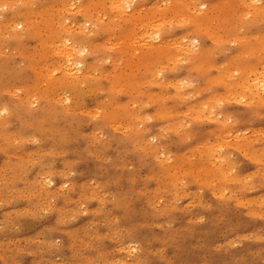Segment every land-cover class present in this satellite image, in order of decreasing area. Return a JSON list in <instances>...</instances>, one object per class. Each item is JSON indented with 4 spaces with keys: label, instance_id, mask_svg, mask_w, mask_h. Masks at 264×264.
I'll use <instances>...</instances> for the list:
<instances>
[{
    "label": "rangeland",
    "instance_id": "1",
    "mask_svg": "<svg viewBox=\"0 0 264 264\" xmlns=\"http://www.w3.org/2000/svg\"><path fill=\"white\" fill-rule=\"evenodd\" d=\"M117 1L0 0V264H264V0Z\"/></svg>",
    "mask_w": 264,
    "mask_h": 264
},
{
    "label": "bare ground",
    "instance_id": "2",
    "mask_svg": "<svg viewBox=\"0 0 264 264\" xmlns=\"http://www.w3.org/2000/svg\"><path fill=\"white\" fill-rule=\"evenodd\" d=\"M10 1H11V0H10ZM109 1H111V0H109ZM113 1H114V0H113ZM122 1H123V0H122ZM194 1H195V0H194ZM252 1H253V0H252ZM255 1H256V0H255ZM71 2H72V1H71ZM71 2H69V3H71ZM76 2H77V1H76ZM150 2H151V1H150ZM162 2H163V1H162ZM166 2H167V1H166ZM175 2H176V1H175ZM164 3H165V2H164ZM194 3H195V2H194ZM242 3H243V2H242ZM245 3H246V2H245ZM250 3H251V2H249V4H250ZM67 4H68V3H67ZM98 4H99V3H98ZM108 4H110V3H108ZM113 4H114V5H113V8H112L113 10H118V11H120L122 14L125 15V12H126L125 9H126V7L123 5V2H121V1H117V0H116V2H114ZM246 4H247V3H246ZM253 4H254V3H253ZM64 5H66V4H64ZM125 5H126V4H125ZM128 5H129V4H128ZM192 5H193V4H192ZM262 5H263V4H262ZM60 6H61V5H60ZM62 6H63V5H62ZM62 6H61V8H62ZM74 6H75V5H74ZM80 6H81V5H80ZM109 6H110V5H109ZM153 6H154V5H152V7H153ZM78 7H79V6H78ZM99 7H100V6H99ZM155 7H156V6H155ZM157 7H158V6H157ZM166 7H167V6H166ZM262 7H263V6H262ZM54 8H55V7H54ZM59 8H60V7H59ZM61 8H60V10H61ZM75 8H77V7L75 6ZM75 8H74V9H75ZM147 8H148V7H147ZM149 8H151V6H150ZM162 8H163V6H162ZM196 8H197V7H196ZM66 9H67V8H66ZM190 9H191V8H190ZM201 9L203 10V7H201ZM68 10H70V9H68ZM89 10H90L89 7H81V10H80V11H81L84 15H87V14H89V13H87ZM109 10H110V9H109ZM156 10H158V9L156 8ZM191 10H192V9H191ZM209 10H210V9H209ZM211 10H212V9H211ZM58 11H59V10H58ZM61 11H62V10H61ZM80 11H76V12H80ZM110 11H112V10H110ZM205 11H206V10H205ZM252 11H253V9H252ZM257 11H258V10H257ZM66 12H67V11H66ZM73 12H74V11H73ZM157 12H158V11H157ZM249 12H250V11H249ZM94 13H95V12H94ZM99 13H100V10H99ZM126 13H127V12H126ZM256 13H258V12H256ZM6 14H7V13H6ZM33 14H34V12H33ZM69 14H70V13H69ZM122 14H121V15H122ZM135 14H136V12H134V15H135ZM153 14H154V12L151 11V16H153ZM7 15H8V14H7ZM10 15H11V13H10ZM84 15H83V16H84ZM112 15H113V14H112ZM118 15H120V14H118ZM53 16H54V15H53ZM83 16H82V17H83ZM88 16H89V15H88ZM88 16H87V17H88ZM100 16H102V15H100ZM182 16L186 17L185 15H182ZM60 17H61V16H60ZM85 17H86V16H85ZM94 17H95V15H94ZM111 17H112V16H111ZM124 17H125V16H124ZM133 17H134V16H133ZM161 17H162V16H161ZM170 17H172V16H170ZM90 18H91V17H90ZM92 18H93V17H92ZM102 18H103V16H102ZM125 18H126V17H125ZM127 18H128V17H127ZM154 18H156V17H154ZM163 18H164V16H163ZM182 18H183V17H181V19H182ZM61 19H63V18H61ZM95 19H96V17H95ZM164 19H165V18H164ZM172 19H173V18H172ZM176 19H177V18H176ZM53 20H54V18H53ZM63 20H64V19H63ZM112 20H113V19H112ZM121 20H122V18H121ZM161 20H162V19H161ZM165 20H167V19H165ZM182 20H183V19H182ZM59 21H60V20H59ZM59 21H58V22H59ZM68 21H69V20H68ZM178 21H179V19H178ZM56 22H57V21H56ZM63 22H64V21H63ZM70 22H71V21H70ZM87 22H88V20H87ZM135 22H136V21H135ZM151 22H152V21H151ZM179 22H180V21H179ZM183 22H185V21H183ZM59 23H60V22H59ZM72 23H73V22H72ZM83 23H84V25H86V24H87V23H86V20H85V22H84V19H83ZM143 23H144V22H143ZM146 23H147V22H146ZM164 23H165V22H164ZM176 23H177V22H176ZM180 23H181V22H180ZM185 23H186V22H185ZM14 24H15V23H14ZM19 24H20V23H19ZM74 24H75V23H74ZM79 24H80V23H79ZM136 24H137V23H136ZM155 24H158V23H155ZM10 25H11V24H10ZM10 25H8V26H10ZM12 25H13V24H12ZM69 25H70V24H69ZM76 25H77V24H76ZM81 25H82V24H81ZM62 26H63V25H62ZM79 26H80V25H77L76 27L78 28ZM82 26H83V25H82ZM87 26H88V25H87ZM87 26H86V27H87ZM139 26H140V25H139ZM64 27H65V26H64ZM66 27H68V25H66ZM72 27H75V26H72ZM136 27H138V26L136 25ZM142 27H143V26H142ZM145 27H146V26H145ZM145 27H144V28H145ZM162 27H164V26L162 25ZM9 28H10V27H9ZM20 28H21V27H20ZM88 28H89V27H88ZM134 28H135V27H134ZM155 28H156V27H155ZM10 29H11V28H10ZM66 29H67V28H66ZM71 29H72V28H71ZM82 29H83V28H82ZM85 29H86V28H85ZM138 29H139V28H138ZM145 29H146V28H145ZM62 30H63V28H62ZM87 30H88V29H87ZM134 30H135V29H134ZM147 30H148V29H147ZM149 30H150V29H149ZM83 32H84V31H83ZM85 32H86V31H85ZM135 32H136V31H135ZM145 32H146V31H145ZM175 32H176V31H175ZM175 32H174V33H175ZM71 33H72V32H71ZM136 33H137V32H136ZM141 33H142V32H141ZM141 33H140V34H141ZM147 33H148V31H147ZM147 33H146V35H147ZM133 34H134V33H133ZM143 34H144V33H143ZM143 34H142V35H143ZM70 35H71V34H70ZM73 35H74V34H73ZM149 35H150V33H149ZM60 37H61V36H60ZM134 37H135V36H134ZM143 37H144V36H143ZM150 37H151V36H150ZM166 37H167V36H166ZM61 38H62V37H61ZM66 38H67V37H66ZM66 38H65V39H66ZM88 38H89V37H88ZM99 38H100V37H99ZM110 38H111V36H110ZM110 38H109V39H110ZM135 38H136V37H135ZM144 38L147 39L146 37H144ZM156 38H158V37H156ZM62 39H63V38H62ZM109 39H108V40H109ZM141 39H143V38H141ZM68 40H69V42H70V39H68ZM68 40H67L66 42H64L63 44H61L62 47H64V50H65V51L67 52V54H68V55H67V62H68V65L66 64V65L68 66L67 68H69V66H72V65H73V64L70 63L69 61H70V57H72V55H73V52H76V49L74 50V48H73L75 45H74L73 47L70 46V45H68V43H69ZM106 40H107V39H106ZM135 40H136V39H135ZM150 40H152V39L150 38ZM196 40H197V39H196ZM213 40H214V39H213ZM244 40H245V39H244ZM59 41H61V43H62V40H61V39H60ZM92 41H93V40H92ZM143 41H145V40L143 39ZM155 41H156V40H155ZM193 41H195V40H193ZM13 42H14V40H13ZM29 42H30V41H29ZM97 42H98V41H97ZM105 42H106V41H105ZM114 42H115V41H114ZM129 42H130V41H129ZM129 42H128V43H129ZM131 42H133V41H131ZM140 42H141V40H140ZM146 42H147V41H146ZM148 42H149V41H148ZM148 42H147V43H148ZM152 42H154V41H152ZM156 42H157V41H156ZM156 42H154V45L157 44ZM236 42H237V41H236ZM112 43H113V42H112ZM119 43H120V41H118V45H117V44H116V45L119 46ZM135 43H136V42H135ZM164 43H165V42H163V44H164ZM167 43H168V42H167ZM175 43H176V42H175ZM51 44H52V43H51ZM53 44H55V43H53ZM53 44H52V45H53ZM56 44H57V43H56ZM72 44H73V43H72ZM105 44H106V43H105ZM143 44H144V43H143ZM189 44H190V43H189ZM31 45H32V44H31ZM52 45H51V46H52ZM57 45H58V44H57ZM89 45H90V44H89ZM132 45H134V44L132 43ZM144 45H145V44H144ZM168 45H171V46H172L173 44H169V43H168ZM190 45H191V44H190ZM49 46H50V45H49ZM53 46H54V45H53ZM108 46H109V45H108ZM113 46H115V45H113ZM147 46H149V45H147ZM147 46H146V47H147ZM187 46H188V45H187ZM35 47H37V46L35 45ZM58 47L60 48L61 46H57V47H55V48H58ZM79 47H80V46H79ZM173 47H174V46H173ZM191 47H192V45H191ZM81 48H83V47H81ZM103 48H104V47H103ZM105 48H106V47H105ZM113 48H115V47H113ZM135 48H136V47H135ZM152 48H154V47H152ZM155 48H156V47H155ZM162 48H163V47H162ZM167 48H169V47L167 46ZM181 48H182V47H181ZM122 49H123V48H122ZM179 49H180V47H179ZM182 49H183V48H182ZM184 49H185V48H184ZM58 50H60V49H58ZM81 50H82V49H80V51H81ZM107 50L110 51L109 48H107ZM117 50H119V49L117 48ZM160 50H161V49H160ZM163 50H164V48H163ZM185 50H186V49H185ZM56 51H57V49H56ZM62 51H63V50H62ZM134 51H135V50H134ZM153 51H155V49H154ZM2 52H4V51H2ZM2 52H1V54H2ZM5 52H6V51H5ZM5 52H4V53H5ZM161 52H163V51H161ZM165 52H166V51H165ZM12 53H13V52H12ZM83 53H84V52H83ZM135 53H137V50H136ZM10 54H11V53H10ZM54 54H56V52H55ZM74 54H75V53H74ZM77 54H78V53H77ZM111 54H112V53H111ZM167 54H168V52H167ZM57 55H58V53H57ZM160 55H161V54H160ZM168 55H169V54H168ZM5 56H6V55H5ZM132 56H133V55H132ZM109 57H110V56H109ZM162 57H163V53H162ZM169 57H170V56H169ZM61 58H62V57H61ZM110 58H111V57H110ZM159 58H160V57H159ZM173 58H174V57H173ZM188 58H189V57H188ZM114 59H116V58H114ZM121 59H123V58H121ZM58 60H59V59H58ZM109 60H110V59H109ZM159 60H160V59H159ZM178 60H179V59L177 58L176 61H178ZM180 60H181V59H180ZM74 61H75V60H74ZM110 62H111V61H110ZM156 62H157V61H156ZM61 63H62V62H61ZM61 63H60V64H61ZM170 63H171V62H170ZM170 63H169V64H170ZM173 63L176 64V62H173ZM180 63H181V61H180ZM182 63H183V62H182ZM62 64H63V63H62ZM110 64H111V63H110ZM115 64H116V63H115ZM77 65H78V64H77ZM111 65H112V64H111ZM125 65H126V64H125ZM157 65H158V64H157ZM63 66H65V63L63 64ZM118 66H120V63H119ZM146 66H147V62H146ZM59 67H60V66H59ZM155 67H156V66H155ZM0 68H1V67H0ZM54 68H55V67H54ZM67 68H66V70H67ZM98 68H99V67H98ZM114 68H115V67H114ZM158 68H159V67H158ZM168 68H169V67H168ZM246 68H247V67H246ZM246 68H245V69H246ZM39 69H40V68H39ZM49 69H50V68H49ZM64 69H65V68H64ZM74 69H75V68H74ZM164 69H165V67H164ZM213 69H215V68H213ZM216 69L219 70V69L217 68V66H216ZM262 69H263V68H261V71H264V69H263V70H262ZM55 70H56V69H55ZM70 70H71V69H68L67 71L72 72V71H70ZM85 70H86V69H85ZM111 70H112V69H111ZM252 70H253V69H252ZM4 71H5V70H4ZM46 71H47V70H46ZM46 71H45V73H46ZM215 71H216V70H215ZM236 71L238 72V70H236ZM236 71H235V72H236ZM253 71H254V70H253ZM61 72H63V71H61ZM75 72H76V71H75ZM96 72H97V71H96ZM212 72H213V71H212ZM216 72H217V71H216ZM229 72H230V71H229ZM239 72H240V71H239ZM257 72H258V71H257ZM51 73L53 74L52 70H51ZM81 73H82V72H81ZM83 73H84V72H83ZM94 73H95V72H94ZM160 73H161V72H160ZM247 73H248V72H247ZM251 73H252V72H251ZM258 73H259V72H258ZM42 74H43V73H42ZM76 74H77V73H76ZM85 74H86V72H85ZM100 74H103V73H100ZM104 74H105V73H104ZM111 74H112V72H111ZM185 74H186V73H185ZM185 74H184V75H185ZM214 74H215V73H214ZM232 74H234V72H232ZM236 74H237V73H236ZM56 75H57V74H56ZM62 75H63V73H62ZM90 75H93V73L90 74ZM109 75H110V74H109ZM109 75H108V76H109ZM158 75H159V74H158ZM219 75H220V74H219ZM221 75H222V74H221ZM221 75H220V76H221ZM237 75H238V74H237ZM253 75H254V74H253ZM260 75H261V74H260ZM101 76H102V75H101ZM118 76H119V75H118ZM160 76H161V75H160ZM170 76H171V75H170ZM174 76H176V74H175ZM227 76H228V78H229V76H232V78H233V77H235V74H234V75H230V74H229V75H227ZM69 77H70V75H69ZM99 77H100V76H99ZM224 77H225V76H224ZM76 78H77V77H76ZM106 78H108V77H106ZM118 78H120V77H118ZM132 78H133V77H132ZM149 78H150V77H149ZM172 78H173V77H172ZM217 78H218V77H217ZM259 78H260V77H259ZM263 78H264V76H263ZM2 79H3V78H2ZM58 79H59V78H58ZM64 79H65V78H64ZM135 79H136V78H135ZM147 79H148V78H147ZM153 79H154V78H153ZM176 79H177V78H176ZM253 79H254V78H253ZM261 79H262V78H261ZM5 80H6V79H5ZM65 80H66V79H65ZM113 80H114V78H113ZM226 80H227V79H226ZM10 81H11V80H10ZM55 81H56V80H55ZM66 81H67V80H66ZM90 81H91V80H90ZM188 81H189V80H188ZM250 81H251V80H250ZM250 81H249V82H250ZM256 81H257V80H256ZM50 82H51V81H50ZM130 82H131V81H130ZM153 82H154V81H153ZM171 82H172V81H171ZM190 82H191V81H190ZM45 83H46V82H45ZM131 83H132V82H131ZM154 83H155V82H154ZM161 83H162V82H161ZM166 83H167V82H166ZM256 83H259V82H256ZM256 83H255V84H256ZM263 83H264V82H263ZM171 84H172V83H171ZM19 85H20V84H19ZM40 85H41V84H40ZM151 85L153 86V84H151ZM238 85H239V83H238ZM261 85H262V84H261ZM37 86H38V85H37ZM123 86H124V85H123ZM155 86H156V85H155ZM157 86H158V85H157ZM167 86H168V85H167ZM200 86H201V84H200ZM252 86H253V85H251V88H252ZM262 86H263V85H262ZM3 87H4V86H3ZM21 87H22V86H21ZM35 87H36V86H35ZM162 87H163V86H162ZM240 87H241V86H240ZM258 87H259V86H258ZM0 88H1V87H0ZM38 88H39V87H38ZM128 88H129V87H128ZM183 88L185 89V87H183ZM224 88H225V86H224ZM237 88H238V87H237ZM254 88H255V87H254ZM15 89H16V88H15ZM73 89H74V88H73ZM159 89H160V88H159ZM239 89H240V88H239ZM247 89H248V88H247ZM11 90H12V89H11ZM32 90H33V88H32ZM93 90H94V89H93ZM95 90H96V89H95ZM147 90H148V89H147ZM172 90H173V89H172ZM251 90H252V89H251ZM17 91H18V90H17ZM25 91H26V90H25ZM33 91H34V90H33ZM121 91H122V90H121ZM138 91H139V90H138ZM150 91H151V90H150ZM234 91H235V89H234ZM23 92H24V91H23ZM23 92H22V93H23ZM30 92H31V91H30ZM119 92H120V91H119ZM127 92H128V91H127ZM140 92H141V91H140ZM183 92H184V91H183ZM197 92H198V91H197ZM250 92H251V91H250ZM9 93H10V92H9ZM9 93H8V94H9ZM11 93H12V92H11ZM77 93H78V92H77ZM173 93H174V92H173ZM190 93H191V92H190ZM205 93H206V92H205ZM227 93H228L227 95H229V92H227ZM230 93H231V92H230ZM28 94H29V93H28ZM28 94H27V96H29ZM62 94H63V93H62ZM64 94H65V93H64ZM73 94H74V93H73ZM121 94H124V93H121ZM137 94H138V93H137ZM160 94H161V93H160ZM206 94H207V93H206ZM253 94H255V93H253ZM11 95H12V94H11ZM58 95H59V94H58ZM102 95H103V94H102ZM140 95H141V94H140ZM179 95H180V94H179ZM204 95H205V94H204ZM224 95H225V94H224ZM244 95H246V94H244ZM262 95H263V94H262ZM20 96H21V95H20ZM20 96H19V97H20ZM83 96H84V95H83ZM170 96H171V95H170ZM217 96H218V95H217ZM219 96H220V95H219ZM229 96H230V95H229ZM234 96H237V95H234ZM16 97H17V96H16ZM19 97H17V98H19ZM32 97H33V96H32ZM66 97H67V95H66ZM183 97H184V96H183ZM254 97H255V96H254ZM28 98H29V97H28ZM33 98H34V97H33ZM237 98H238V97H237ZM239 98H240V97H239ZM242 98H243V97H242ZM52 99H53V98H52ZM63 99H64V98H63ZM96 99H97V98H96ZM99 99H100V98H99ZM103 99H104V98H103ZM119 99H121V98H119ZM125 99H126V98H125ZM169 99H170V98H169ZM220 99H222V98H220ZM223 99H224V97H223ZM233 99H234V98H233ZM29 100H30V99H29ZM163 100H164V99H163ZM180 100H181V99H180ZM201 100H202V99H201ZM224 100H226V99H224ZM230 100L232 101V99H230ZM237 100H238V99H237ZM249 100H250V99H249ZM57 101H58V100H57ZM82 101H83V100H82ZM87 101H88V100H87ZM147 101H148V100H147ZM227 101H228V100H227ZM252 101H254V100H252ZM9 102H10V101H9ZM13 102H14V101H13ZM55 102H56V100H55ZM85 102H86V101H85ZM145 102H146V101H145ZM257 102H258V100H257ZM261 102H262V101H261ZM138 103H139V102H138ZM259 103H260V102H259ZM29 104H30V103H29ZM31 104H33V103H31ZM89 104H90V103H89ZM117 104H118V103H117ZM122 104H123V103H122ZM139 104H141V103H139ZM145 104H146V103H145ZM235 104H236V103H235ZM255 104H256V103H255ZM6 105H7V104H6ZM11 105H12V104H11ZM70 105H71V104H70ZM96 105H97V104H96ZM110 105H111V104H110ZM120 105H121V104H120ZM195 105H196V104H195ZM195 105H194L193 107L196 108L197 106H195ZM13 106H14V105H13ZM29 106H30V105H29ZM71 106L73 107L74 104L71 105ZM123 106H124V104H123ZM129 106H130V105H129ZM138 106H139V105H138ZM141 106H142V104H141ZM184 106H185V105H184ZM256 106H257V104H256ZM63 107H64V106H63ZM88 107H89V106H88ZM154 107H155V106H154ZM182 107H183V106H182ZM193 107H192V108H193ZM213 107H214V106H213ZM48 108H49V107H48ZM56 108H57V106H56ZM64 108H65V107H64ZM187 108H188V107H187ZM192 108H191V109H192ZM201 108H202V107H201ZM201 108H200V109H201ZM13 109H14V108H13ZM30 109H31V107H30ZM191 109H189V110H191ZM200 109H199V111H200ZM202 109H204V108H202ZM206 109H207V108H206ZM206 109H204V112L207 111ZM243 109H244V108H243ZM245 109H246V108H245ZM14 110H15V109H14ZM21 110H22V109H21ZM49 110H50V109H49ZM58 110H59V109H58ZM73 110H74V109H73ZM80 110H81V109H80ZM89 110H92V109H89ZM89 110H87V111H89ZM103 110H104V109H103ZM103 110H102V111H103ZM189 110H188V111H189ZM193 110H195V109H193ZM205 110H206V111H205ZM12 111H13V110H12ZM22 111H23V110H22ZM67 111H68V110H67ZM70 111H71V107H70ZM85 111H86V110H85ZM100 111H101V109H100ZM102 111H101V112H102ZM196 111H197V110H196ZM37 112H38V111H37ZM145 112H146V111H145ZM170 112H171V111H170ZM175 112H176V111H175ZM193 112H195V111H193ZM193 112H192V113H193ZM210 112H212V111L210 110ZM29 113H30V112H29ZM49 113H51V112H49ZM53 113H54V112H53ZM65 113H66V112L64 111L63 114H65ZM70 113H71V112H70ZM85 113H86V112H85ZM160 113H161V112H160ZM183 113H184V112H183ZM226 113H227V112H226ZM262 113H263V112H262ZM24 114H25V113H24ZM27 114H28V113H27ZM43 114H45V113H43ZM60 114H61V113H60ZM89 114H90V113H88V115H89ZM96 114H98V113H96ZM158 114H159V113H158ZM247 114H248V113H247ZM2 115H3V114H2ZM2 115H0V116H2ZM55 115H56V114H55ZM85 115H86V114H85ZM162 115H164V114H162ZM202 115H203V114H202ZM248 115H249V114H248ZM10 116H11V115H10ZM22 116H23V114H22ZM33 116H34V115H33ZM33 116H32V117H33ZM35 116H36V115H35ZM45 116H46V115H45ZM67 116H69V115H67ZM159 116H160V115H159ZM175 116H176V115H175ZM177 116H178V115H177ZM197 116H198V115H197ZM237 116H238V115H237ZM243 116H244V115H243ZM2 117H3V116H2ZM53 117L55 118L56 116H53ZM65 117H66V116H65ZM165 117H166V116H165ZM169 117H170V116H169ZM211 117H212V116H211ZM217 117H219V116H217ZM11 118H12V117H11ZM76 118H77V117H76ZM201 118H202V117H201ZM234 118H235V117H234ZM242 118H243V117H242ZM19 119H20V118H19ZM34 119H35V118H34ZM62 119H63V118H62ZM191 119H192V118H191ZM3 120H4V119H3ZM9 120H10V119H9ZM9 120H7L8 123H9ZM24 120H26V119H24ZM24 120H23V121H24ZM70 120H71V119H70ZM78 120H79V118H78ZM143 120H144V119H143ZM146 120H147V119H146ZM150 120H151V119H150ZM153 120H154V119H153ZM206 120H207V119H206ZM208 120H209V119H208ZM225 120H226V119H225ZM7 121H6V123H7ZM84 121H85V120H84ZM223 121H224V120H223ZM226 121H227V120H226ZM229 121H230V120H229ZM82 122H83V121H82ZM97 122H98V121H97ZM210 122H211V121H210ZM220 122H222V121H220ZM8 123H7V124H8ZM42 123H43V122H42ZM46 123H47V122H46ZM54 123H55V122H54ZM80 123H81V122H80ZM83 123H85V122H83ZM83 123H82V124H83ZM92 123H93V122H92ZM95 123H96V122H95ZM114 123H115V122H114ZM160 123H161V122H160ZM215 123H216V122H215ZM218 123H219V122H218ZM227 123H228V122H227ZM232 123H233V122H232ZM232 123H231V124H232ZM27 124H28V123H27ZM67 124H68V123H67ZM69 124H70V121H69ZM69 124H68V125H69ZM117 124H118V123H117ZM117 124H116V125H117ZM119 124H120V123H119ZM123 124H124V123H123ZM123 124L121 125L122 127L124 126ZM147 124H148V123H147ZM149 124H150V123H149ZM156 124H157V123H156ZM158 124H159V123H158ZM216 124H217V123H216ZM228 124H229V123H228ZM233 124H234V123H233ZM8 125H10V123H9ZM29 125H30V124H29ZM33 125H35V124H33ZM43 125H44V123H43ZM68 125H67V126H68ZM78 125H79V123H78ZM78 125H77V127H78ZM86 125H87V124H86ZM186 125H187V124H186ZM188 125H189V124H188ZM214 125H215V124H214ZM221 125H222V124H221ZM6 126H7V125H6ZM10 126L12 127V125H10ZM79 126H80V125H79ZM111 126H113V125L111 124ZM114 126H115V125H114ZM114 126H113V127H114ZM117 126L119 127V125H117ZM231 126H232V125H231ZM28 127H30V126H28ZM35 127H36V126H35ZM46 127H47V126H46ZM53 127H54V125H53ZM60 127H61V126H60ZM60 127H59V128H60ZM64 127H65V126H64ZM84 127H85V126H84ZM113 127H112V128H113ZM115 127H116V126H115ZM122 127H121V128H122ZM146 127H147V126H146ZM161 127H162V126H161ZM229 127H230V126H229ZM229 127H228V128H229ZM16 128H17V127H16ZM30 128H31V127H30ZM68 128H70V127L68 126ZM68 128H67V129H68ZM74 128H75V127H74ZM150 128H151V127H150ZM153 128H154V127H153ZM222 128H223V127H222ZM246 128H247V127H246ZM51 129H52V128H51ZM80 129H81V128H80ZM85 129H86V128H85ZM87 129H88V128H87ZM108 129H109V128H108ZM113 129H114V128H113ZM118 129H119V128H118ZM123 129H124V127H123ZM123 129H121V130L123 131ZM125 129H126V128H125ZM125 129H124V130H125ZM127 129H128V127H127ZM197 129H198V128H197ZM199 129H200V128H199ZM37 130H38V129H37ZM37 130H35V131H37ZM40 130H42V129H40ZM52 130H53V129H52ZM64 130H65V129H64ZM71 130H72V128H71ZM77 130H78V129H77ZM103 130H104V129H103ZM121 130H120V131H121ZM128 130H129V129H128ZM148 130H149V129H148ZM220 130H221V129H220ZM248 130H250V129H248ZM42 131H43V130H42ZM66 131H67V130H66ZM115 131H116V130H115ZM155 131H156V130H155ZM221 131H223V129H222ZM23 132H24V131H23ZM56 132H57V131H56ZM117 132H118V130L116 131V133H117ZM150 132H151V131H150ZM150 132H149V133H150ZM213 132H214V131H213ZM239 132H240V131H239ZM243 132H245V131H243ZM10 133H12V132H10ZM14 133H15V132H14ZM36 133H37V132H36ZM50 133H51V132H50ZM66 133H67V132H66ZM90 133H93V132H90ZM95 133H96V132H95ZM201 133H202V132H201ZM219 133H220V132H219ZM246 133H247V132H246ZM39 134H40V133H39ZM45 134H46V133H45ZM114 134H115V133H114ZM124 134H125V133H124ZM214 134H215V133H214ZM263 134H264V133H263ZM263 134H262V135H263ZM79 135H80V134H79ZM98 135H99V134H98ZM149 135H151V134H149ZM247 135H248V134H247ZM247 135H246V136H247ZM20 136H21V135H20ZM61 136H62V135H61ZM61 136H60V137H61ZM90 136H91V135H90ZM100 136H101V135H100ZM172 136H173V135H172ZM9 137H11V136H9ZM17 137H18V136H17ZM23 137H24V136H23ZM27 137H29V136H27ZM33 137H34V136H33ZM35 137H36V136H35ZM35 137H34V138H35ZM88 137H89V136H88ZM108 137H109V136H108ZM124 137H125V136H124ZM187 137H188V135H187ZM192 137H193V136H192ZM214 137H215V136H214ZM244 137H245V136H244ZM3 138H4V137H3ZM14 138H15V137H14ZM81 138H82V137H81ZM110 138H111V137H110ZM163 138H164V137H163ZM174 138H175V137H174ZM221 138H222V137H221ZM227 138H228V137H227ZM252 138H253V137H252ZM260 138H261V137H260ZM70 139H71V138H70ZM83 139H85V138H83ZM182 139H183V138H182ZM192 139H193V138H192ZM224 139H225V138H222V140H224ZM8 140H9V139H8ZM19 140H20V139H19ZM21 140H22V139H21ZM149 140H150V138H149ZM222 140H221V141L219 140V142L223 143ZM234 140H235V139H234ZM236 140H237V139H236ZM246 140H247V139H246ZM254 140H255V139H254ZM64 141H65V140H64ZM86 141H87V140H86ZM114 141H115V140H114ZM151 141H152V140H151ZM151 141H149V142H151ZM187 141H189V140H187ZM200 141H201V140H200ZM204 141H205V140H204ZM14 142H15V141H14ZM27 142H28V141H27ZM40 142H41V141H40ZM65 142H66V141H65ZM70 142H71V141H70ZM120 142H121V141H120ZM167 142H168V141H167ZM177 142H178V141H177ZM219 142H218V143H219ZM224 142H225V140H224ZM228 142H229V141H228ZM6 143H7V142H6ZM54 143H55V142H54ZM130 143H131V142H130ZM61 144H62V143H61ZM112 144H113V143H112ZM122 144H123V142H122ZM173 144H174V141H173ZM190 144H191V143H190ZM219 144H220V143H219ZM237 144H238V143H236L235 145H237ZM55 145H56V144H55ZM58 145H59V144H58ZM97 145H98V144H97ZM230 145H231V144H230ZM24 146H25V145H24ZM98 146H101V145H98ZM129 146H130V145H129ZM247 146H248V145H247ZM247 146H246V147H247ZM93 147H94V146H93ZM110 147H111V146H110ZM170 147H172V146H170ZM180 147H181V146H180ZM183 147H185V146H183ZM216 147H217V146H216ZM24 148H25V147H24ZM24 148H23V150H24ZM118 148H119V147H118ZM132 148H133V147H132ZM205 148H206V147H205ZM207 148H208V147H207ZM230 148H231V147H230ZM241 148H242V147H241ZM252 148H253V147H252ZM37 149H38V148H37ZM90 149H91V148H90ZM93 149H94V148H93ZM101 149H103V148H101ZM110 149H111V148H110ZM128 149H130V148H128ZM181 149H182V148H181ZM181 149H180V150H181ZM202 149H203V148H202ZM44 150H45V149H44ZM141 150H142V149H141ZM189 150H190V149H189ZM191 150H192V148H191ZM196 150H197V149H196ZM232 150H233V149H232ZM246 150H247V148H246ZM248 150H249V149H248ZM261 150H262V149H261ZM24 151H25V150H24ZM27 151H28V150H27ZM46 151H47V150H46ZM57 151H58V150H57ZM63 151H64V150H63ZM116 151H117V150H116ZM121 151H122V150H121ZM143 151H144V150H143ZM220 151H221V150H220ZM226 151H227V150H226ZM254 151H257V150H254ZM122 152H124V151H122ZM161 152H162V151H161ZM163 152H165V151H163ZM189 152H190V151H189ZM218 152H219V151H218ZM47 153H48V152H47ZM87 153H88V152H87ZM124 153H125V152H124ZM219 153H220V152H219ZM236 153H237V152H236ZM241 153H242V152H241ZM36 154H38V153L36 152ZM36 154H35V156H36ZM40 154H41V152H40ZM63 154H65V153H63ZM134 154H136V153H134ZM166 154H167V153H166ZM207 154H208V153H207ZM210 154H214V153L211 152ZM242 154H243V153H242ZM44 155H45V154H44ZM168 155H170V154H168ZM199 155H201V154H199ZM248 155L250 156V153H249ZM254 155H255V154H254ZM51 156H52V155H51ZM80 156H81V155H80ZM80 156H79V157H80ZM92 156H93V155H92ZM94 156H95V155H94ZM158 156H159V155H158ZM196 156H197V155H196ZM216 156H217V155H216ZM256 156H257V154H256ZM263 156H264V155H263ZM36 157H37V156H36ZM39 157H40V156H39ZM110 157H111V156H110ZM156 157H157V156H156ZM160 157H161V156H160ZM165 157H166V155H165ZM192 157H193V156H192ZM192 157H191V158H192ZM214 157H215V155H214ZM222 157H223V155H222ZM7 158H8V157H7ZM10 158H11V157H10ZM64 158H65V157H64ZM111 158H112V157H111ZM111 158H110V159H111ZM191 158H190V160H191ZM201 158H202V157H201ZM223 158H225V156H224ZM248 158H249V157H248ZM4 159H5V158H4ZM18 159H19V157H18ZM40 159H41V158H40ZM43 159H44V158H43ZM114 159H115V158H114ZM126 159H127V158H126ZM166 159H168V158H166ZM206 159H207V157H206ZM218 159H219V158H218ZM227 159H228V158H227ZM262 159H263V161H264V158H262ZM19 160H20V159H19ZM62 160H63V159H62ZM64 160H65V159H64ZM99 160H100V159H99ZM112 160H113V159H112ZM115 160H116V159H115ZM118 160H119V159H118ZM121 160H122V159H121ZM121 160H119V161H121ZM130 160H131V159H130ZM151 160H152V159H151ZM159 160H160V159H159ZM159 160H158V161H159ZM164 160H165V159H163V161H164ZM84 161H85V160H84ZM97 161H98V160H97ZM113 161H114V160H113ZM113 161H112V162H113ZM169 161H171V159H169ZM212 161H213V160H212ZM41 162H42V161H41ZM47 162H48V161H47ZM51 162H52V160H51ZM55 162H57V161H55ZM62 162H64V161H62ZM80 162H82V161H80ZM87 162H88V161H87ZM143 162H144V161H143ZM147 162H148V161H147ZM185 162H186V161H185ZM206 162H208V161L206 160ZM222 162H223V161H222ZM230 162H231V161H230ZM252 162H253V161H252ZM4 163H5V162H4ZM4 163H3V164H4ZM10 163H11V162H10ZM38 163H39V162H38ZM110 163H111V162H110ZM120 163H121V162H120ZM120 163H119V164H120ZM217 163H218V161H217ZM224 163H225V162H224ZM226 163H227V162H226ZM49 164H50V163H49ZM79 164H80V163H79ZM126 164H127V163H126ZM131 164H132V163H131ZM161 164H162V163H161ZM233 164H234V163H233ZM23 165H24V164H23ZM65 165H66V164H65ZM68 165H69V164H68ZM73 165H74V164H72V166H73ZM108 165H109V164H108ZM212 165H213V164H212ZM217 165H218V164H217ZM230 165H231V164H230ZM235 165H236V164H235ZM251 165H252V164H251ZM46 166H47V165H46ZM48 166H49V165H48ZM70 166H71V165H70ZM94 166H95V165H94ZM119 166H120V165H119ZM151 166H153V165H151ZM214 166H215V165H214ZM26 167H27V166H26ZM65 167H68V166H65ZM97 167H98V166H97ZM113 167H114V165H113ZM138 167H139V166H138ZM145 167H146V166H145ZM220 167H221V166H220ZM260 167H261V166H260ZM14 168H15V167H14ZM20 168H21V167H20ZM23 168H25V167H23ZM27 168H28V167H27ZM27 168H26V169H27ZM43 168H44V167H43ZM109 168H110V167H109ZM116 168H117V167H116ZM124 168H126V167L124 166ZM150 168H151V167H150ZM210 168H211V167H210ZM21 169H22V168H21ZM26 169H25V170H26ZM59 169H61V168H59ZM67 169H68V168H67ZM95 169H96V168H95ZM101 169H102V168H101ZM101 169H100V170H101ZM135 169H136V168H135ZM145 169H146V168H145ZM199 169H200V168H199ZM199 169H198V170H199ZM217 169H219V168L217 167ZM263 169H264V168H263ZM32 170H33V169H32ZM69 170H70V169H69ZM220 170H221V169H220ZM256 170H257V168H256ZM14 171H15V170H14ZM26 171H27V170H26ZM48 171H49V170H48ZM134 171H135V170H134ZM175 171H176V170H175ZM175 171H174V172H175ZM179 171H180V170H179ZM182 171H183V170H182ZM243 171H244V170H243ZM7 172H8V169H7ZM28 172H29V171H28ZM28 172H27V173L25 172V174H28ZM71 172H72V171H71ZM163 172H164V171H163ZM192 172H193V170H192ZM198 172H199V171H198ZM210 172H211V171H210ZM210 172H209V173H210ZM259 172H260V171H259ZM262 172H263V171H262ZM9 173H11V172H9ZM38 173H39V172H38ZM43 173H44V172H43ZM51 173H53V172H51ZM205 173H206V172H205ZM216 173H217V172H216ZM220 173H221V172H220ZM263 173H264V172H263ZM11 174H12V173H11ZM104 174H105V173H104ZM229 174H230V173H229ZM5 175H6V174H5ZM56 175H57V173H56ZM99 175H100V174H99ZM184 175H185V174H184ZM217 175H218L219 177H222V176L219 175V174H217ZM3 176H4V175H3ZM21 176H22V175H21ZM25 176H26V175H25ZM27 176H28V175H27ZM49 176H50V175H49ZM54 176H55V175H54ZM59 176H60V175H59ZM101 176H102V175H101ZM140 176H141V175H140ZM171 176H172V174H171ZM173 176H176V175H173ZM7 177H8V176H7ZM115 177H116V176H115ZM120 177H121V176H120ZM181 177H182V176H181ZM235 177H236V176H235ZM16 178H17V177H16ZM50 178H51V176H50ZM53 178H55V177H53ZM67 178H68V177H67ZM117 178H118V177H117ZM123 178H124V176H123ZM126 178H127V177H126ZM224 178H225V176H224ZM231 178H233L234 180H238V182H239V178H238V177H237L238 179H236V178H234V177H231ZM13 179H14V177H13ZM26 179H27V178H26ZM56 179H57V178H56ZM65 179H66V178H65ZM118 179H119V178H118ZM120 179H121V178H120ZM137 179H138V178H137ZM206 179H207V177H206ZM218 179H219V178H218ZM220 179H221V178H220ZM243 179H244V178H243ZM263 179H264V178H263ZM27 180H28V179H27ZM47 180H48V179H47ZM95 180H96V179H95ZM110 180H111V178H110ZM112 180H113V179H112ZM112 180H111V181H112ZM127 180H128V179H127ZM181 180H182V178H181ZM221 180H222V179H221ZM15 181H16V179H15ZM41 181H42V177H41ZM43 181H45V180H43ZM66 181H67V180H66ZM68 181H69V180H68ZM139 181H140V180H139ZM206 181H207V180H206ZM223 181H224V179H223ZM223 181H222V182H223ZM11 182H12V181H11ZM11 182H10V183H11ZM50 182H51V181H50ZM92 182H93V180H92ZM177 182H178V181H177ZM201 182H204V181H201ZM209 182H210V181H209ZM216 182H217V181H216ZM232 182H233V180H232ZM10 183H9V184H10ZM13 183H14V182H13ZM55 183H56V182H55ZM66 183H67V182H66ZM105 183H106V182H105ZM116 183H117V182H116ZM116 183H114V185H115ZM182 183H183V182H182ZM218 183H219V182H218ZM9 184H8V185H9ZM40 184H41V183H40ZM49 184H50V183H49ZM56 184H57V183H56ZM89 184H90V183H89ZM206 184H208V183H206ZM220 184H221V183H220ZM5 185H6V184H5ZM16 185H17V182H16ZM34 185H35V184H34ZM91 185H92V184H91ZM97 185H100V184H97ZM97 185H96V186H97ZM173 185H175V184H173ZM208 185H209V184H208ZM210 185H211V184H210ZM212 185H213V184H212ZM1 186H2V185H1ZM30 186H31V185H30ZM43 186H44V185H43ZM94 186H95V185H94ZM132 186H133V184H132ZM139 186H140V185H139ZM74 187H75V186H74ZM74 187H73V188H74ZM102 187H103V186H102ZM105 187H106V185H105ZM134 187H135V186H134ZM20 188H21V187H20ZM23 188H24V187H23ZM55 188H56V187H55ZM60 188H61V187H60ZM107 188H108V187H107ZM132 188H133V187H132ZM194 188H195V187H194ZM223 188H224V187H223ZM17 189H18V188H17ZM65 189L67 190V188H65ZM154 189H155V188H154ZM3 190H4V189H3ZM62 190H63V189H62ZM77 190H78V189H77ZM79 190H81V189H79ZM104 190H105V188H104ZM190 190H193V189H190ZM225 190H226V192H227V189H225ZM0 191H1V190H0ZM16 191H17V190H16ZM16 191H15V192H16ZM53 191H54V190H53ZM56 191H57V190H56ZM127 191H128V190H127ZM131 191H132V190H131ZM134 191H135V190H134ZM162 191H163V190H162ZM181 191H182V190H181ZM222 191H223V189H222ZM260 191H261V190H260ZM17 192H18V191H17ZM45 192H46V191H45ZM106 192H107V191H106ZM223 192H224V191H223ZM48 193H49V192H48ZM70 193H72V192L70 191ZM124 193H125V192H124ZM155 193H156V192H155ZM15 194H16V193H15ZM90 194H91V193H90ZM128 194H130V192H129ZM157 194H158V193H157ZM226 194H227V193H226ZM260 194L262 195V193H260ZM10 195H11V194H10ZM12 195H13V193H12ZM48 195H50V194H48ZM73 195H74V194H73ZM114 195H116V194H114ZM121 195H122V194H121ZM125 195H127V194H125ZM180 195H181V194H180ZM187 195H188V194H186V196H187ZM224 195H225V193H224ZM68 196H69V195H68ZM118 196H120V195H118ZM127 196H128V195H127ZM129 196H130V195H129ZM154 196H155V195H154ZM198 196H199V195H198ZM227 196H228V194H227ZM62 197H63V196H62ZM136 197H137V194H136ZM136 197H135V198H136ZM215 197H216V196H215ZM218 197H220V196L218 195ZM225 197H226V196H225ZM258 197H259V196H258ZM31 198H32V197H31ZM70 198H71V197H70ZM104 198H105V197H104ZM112 198H113V197H112ZM119 198H120V197H119ZM153 198H154V197H153ZM221 198H222V197H221ZM260 198H262V197H260ZM26 199H27V198H26ZM49 199H50V198H49ZM57 199H58V198H57ZM79 199H80V198H79ZM79 199H78V200H79ZM100 199H101V198H100ZM120 199H121V198H120ZM239 199H240V198H239ZM245 199H246V198H245ZM254 199H255V198H254ZM23 200H24V199H23ZM28 200H29V199H28ZM45 200H46V199H45ZM72 200H73V199H72ZM76 200H77V199H76ZM87 200H88V199H87ZM129 200H130V199H129ZM132 200H133V199H132ZM135 200H137V199H135ZM139 200H140V199H139ZM141 200H142V198H141ZM144 200H145V199H144ZM159 200H161V199H159ZM175 200H176V199H175ZM11 201H12V200H11ZM15 201H17V200H15ZM50 201H51V200H50ZM56 201H58V200H56ZM61 201H62V200H61ZM103 201H104V200H103ZM137 201H138V200H137ZM238 201H239V200H238ZM245 201H246V200H245ZM245 201H244V202H245ZM248 201H249V200H248ZM250 201H251V200H250ZM256 201H258V200L256 199ZM12 202H13V201H12ZM18 202H20V201H18ZM35 202H36V201H35ZM75 202H76V201H75ZM81 202H82V201H81ZM127 202H128V201H127ZM252 202H254V201H252ZM16 203H17V202H16ZM55 203H56V202H55ZM68 203H69V202H68ZM76 203H77V202H76ZM76 203H75V204H76ZM84 203H85V202H84ZM115 203H116V202H115ZM121 203H123V202L121 201ZM131 203H132V202H131ZM151 203H152V202H151ZM239 203H240V202H238V206H239L240 204H243L242 202H241L240 204H239ZM247 203H248V202H247ZM247 203H246V204H247ZM256 203H257V202H256ZM30 204H31V203H30ZM78 204H79V203H78ZM103 204H104V203H103ZM159 204H160V203H159ZM235 204H236V203H235ZM258 204H259V203H258ZM4 205H5V204H4ZM14 205H15V204H14ZM61 205H63V204H61ZM65 205H66V203H65ZM72 205H73V204H72ZM83 205H84V204H83ZM105 205H107V204H105ZM200 205H201V204H200ZM5 206H8V205H5ZM113 206H114V205H113ZM121 206H122V205H121ZM143 206H144V205H143ZM147 206H148V205H147ZM153 206H154V205H153ZM243 206H245V204H244ZM148 207H149V206H148ZM25 208H26V207H25ZM77 208H78V207H77ZM113 208H114V207H113ZM125 208H126V207H125ZM141 208H142V207H141ZM143 208H144V207H143ZM155 208H156V207H155ZM174 208H175V207H174ZM2 209H3V207H2ZM49 210H51V209H49ZM105 210H106V209H105ZM107 210H109V209H107ZM128 210H129V209H128ZM133 210H134V209H133ZM142 210H143V209H142ZM42 211H43V210H42ZM53 211H54V210H53ZM55 211H56V210H55ZM148 211H149V210H148ZM168 211H170V210H168ZM68 212H69V211H68ZM82 212H83V211H82ZM149 212H150V211H149ZM173 212H174V211H173ZM87 213H88V212H87ZM129 213H130V212H129ZM132 213H133V212H132ZM141 213H142V212H141ZM169 213H170V212H169ZM174 213H175V212H174ZM177 213H178V212H177ZM213 213H214V211H213ZM261 213H262V212H261ZM44 214H45V213H44ZM135 214H136V212H135ZM149 214H150V213H149ZM13 215H15V214H13ZM50 215H51V214H50ZM85 215H86V213H85ZM95 215H96V214H95ZM100 215H101V214H100ZM130 215H131V214H130ZM141 215H142V214H141ZM179 215H180V214H179ZM247 215H248V213H247ZM253 215L256 216V215H258V214H256V215L253 214ZM253 215H252V216H253ZM260 215L263 216V213L260 214ZM260 215H259V216H260ZM11 216H12V214H11ZM27 216H28V215H27ZM41 216H42V215H41ZM76 216H77V215H76ZM98 216H99V215H98ZM113 216H115V215H113ZM126 216H127V215H126ZM28 217H29V216H28ZM28 217H27V218H28ZM94 217H95V216H94ZM104 217H105V215H104ZM124 217H125V216H124ZM164 217H165V216H164ZM10 218L13 219V217H10ZM14 218H15V217H14ZM77 218H78V216H77ZM148 218H149V217H148ZM168 218H169V217H168ZM179 218H180V217H179ZM200 218H201V217H200ZM7 219H8V218H7ZM22 219H23V218H22ZM71 219H72V218H71ZM82 219H83V217H82ZM116 219H117V218H116ZM121 219H122V218H121ZM123 219H124V218H123ZM127 219H128V218H127ZM131 219H132V218H131ZM187 219H188V218H187ZM190 219H191V218H190ZM20 220H21V219H20ZM24 220H25V219H24ZM91 220H92V219H91ZM145 220H147V219H145ZM148 220H149V219H148ZM154 220H155V219H154ZM154 220H153V221H154ZM78 221H79V220H78ZM118 221H119V220H118ZM182 221H183V219H182ZM189 221H190V220H189ZM194 221H195V220H194ZM213 221H214V220H213ZM38 222H39V221H38ZM120 222H121V221H120ZM186 222H187V221H186ZM95 223H96V222H95ZM175 223H176V222H175ZM175 223H174V224H175ZM177 223H178V222H177ZM180 223H181V222H180ZM189 223H190V222H189ZM34 224H35V223H34ZM36 224H37V222H36ZM57 224H58V223H57ZM71 224H72V223H71ZM136 224H137V223H136ZM207 224H208V223H207ZM130 225H131V224H130ZM230 225H231V224H230ZM19 226H20V225H19ZM66 226H67V225H66ZM79 226H80V225H79ZM118 226H119V225H118ZM201 226H202V225H201ZM201 226H200V227H201ZM203 226H204V228H205V225H203ZM10 227H11V226H10ZM97 227H98V226H97ZM131 227H132V225H131ZM131 227H130V228H131ZM147 227H148V226H147ZM209 227H210V226H209ZM250 227H251V226H250ZM173 228H174V227H173ZM195 228H197V227H195ZM234 228H235V227H234ZM64 229H66V228H64ZM150 229H151V228H150ZM155 229H156V228H155ZM155 229H154V230H155ZM197 229H198V228H197ZM100 230H101V229H100ZM198 230H199V229H198ZM212 230H213V229H212ZM253 230H254V229H253ZM253 230H252V231H253ZM131 231H132V230H131ZM152 231H153V230H152ZM202 231H203V230H202ZM57 232H58V231H57ZM148 232H149V231H148ZM168 232H169V231H168ZM5 233H6V232H5ZM61 233H62V232H61ZM136 233H137V232H136ZM152 233H153V232H152ZM152 233H151V234H152ZM198 233H200V232H198ZM215 233H216V232H215ZM237 233H239V232H237ZM2 234H3V233H2ZM12 234H13V233H12ZM55 234H56V233H55ZM134 234H135V233H134ZM134 234H133V235H134ZM162 234H163V233H162ZM167 234H168V233H167ZM239 234H240V233H239ZM53 235H54V234H53ZM129 235H130V234H129ZM152 235H153V234H152ZM190 235H191V233H190ZM199 235H200V234H199ZM202 235H203V234H202ZM212 235H214V233H213ZM11 236H12V235H11ZM48 236H49V235H48ZM51 236H52V235H51ZM145 236H146V235H145ZM145 236H144V237H145ZM153 236H154V235H153ZM160 236H162L161 233H160ZM1 237H2V236H1ZM46 237H47V236H46ZM49 237H50V236H49ZM144 237H143V238H144ZM146 237H147V236H146ZM202 237H203V236H202ZM208 237H209V236H208ZM212 237H213V236H212ZM212 237H211V239H212ZM66 238H67V237H66ZM151 238H152V237H151ZM60 239H61V238H60ZM148 239H150V238H148ZM152 239H153V238H152ZM195 239H196V238H194V240H195ZM204 239H205V237H204ZM128 240H130V239H128ZM128 240H127V241H128ZM181 240H182V238H181ZM191 240H192V238H191ZM36 241H37V240H36ZM147 241H150V240H147ZM189 241H190V240H189ZM192 241H193V240H192ZM207 241H208V239H207ZM209 241H210V240H209ZM228 242H229V241H228ZM228 242H227V243H228ZM149 243H150V242H149ZM140 244H141V243H140ZM186 244H189V242H188V243L186 242ZM207 244H208V243H207ZM211 244H212V243H211ZM129 245H130V244H129ZM141 245H142V244H141ZM156 245H157V244H156ZM159 245H160V244H159ZM174 245H175V244H174ZM177 245H178V244H177ZM231 245H232V244H231ZM32 246H33V245H32ZM63 246H64V245H63ZM126 246H127V245H126ZM130 246H131V245H130ZM175 246H176V245H175ZM190 246H191V245H190ZM34 247H35V246H34ZM181 247H182V246H181ZM183 247H184V246H183ZM206 247H207V246H206ZM152 248H153V247H152ZM190 248H191V247H190ZM211 248H212V247H211ZM119 249L121 250V248H119ZM148 249H149V248H148ZM172 249H173V248H172ZM172 249H171V250H172ZM181 249H182V248H181ZM184 249H185V248H184ZM186 249H187V248H186ZM111 250H112V249H111ZM120 250H119V251H120ZM187 250H188V249H187ZM180 251H182V250H180ZM184 251H186V250H184ZM191 251H192V250H191ZM198 251H199V250H198ZM62 252H63V251H62ZM130 252H131V251H130ZM132 252H133V251H132ZM22 253H24V252H22ZM90 253H91V252H90ZM189 253H190V252H189ZM57 254H61V253H57ZM93 254H94V253H93ZM132 254H133V253H132ZM187 255H188V254H187ZM226 255H227V254H226ZM30 256H31V255H30ZM32 256H33V255H32ZM139 256H140V255H139ZM213 256H214V255H213ZM218 256H219V255H217L216 257H218ZM221 256H223V254H222ZM228 256H229V255H228ZM17 257H18V256H17ZM37 257H39V256H37ZM167 257H168V256H167ZM14 258H15V257H14ZM40 258H41V257H40ZM174 258H175V257H174ZM181 258H182V257H181ZM183 258H184V257H183ZM220 258H221V257H220ZM126 259H127V258H126ZM222 259H223V258H222ZM237 259H238V258H237ZM189 260H190V259H189ZM218 260H219V257H218ZM218 260H217V261H218ZM45 261H46V260H45ZM61 261H62V260H61ZM31 262H32V261H31ZM156 263H157V262H156ZM153 264H155V263H153ZM160 264H161V263H160ZM189 264H192V263H189ZM196 264H197V263H196Z\"/></svg>",
    "mask_w": 264,
    "mask_h": 264
}]
</instances>
